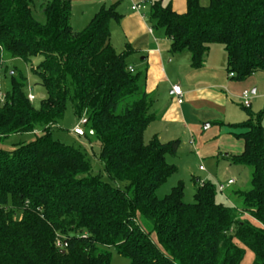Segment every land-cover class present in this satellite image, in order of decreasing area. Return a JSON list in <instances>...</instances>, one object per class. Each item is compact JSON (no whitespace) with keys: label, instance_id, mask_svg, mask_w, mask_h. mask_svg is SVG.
<instances>
[{"label":"trees","instance_id":"trees-1","mask_svg":"<svg viewBox=\"0 0 264 264\" xmlns=\"http://www.w3.org/2000/svg\"><path fill=\"white\" fill-rule=\"evenodd\" d=\"M36 2L0 0V72L5 57L42 56L32 69L38 106L20 71L10 72L0 92V141L37 131L11 150L0 148V264H111V247L130 264H248L247 251L249 264H264L262 114L243 107L248 118L227 124L242 130L235 135L243 141L229 161L251 169L249 188L231 194L239 204L218 202L216 185L200 179L192 202L183 200L181 182L158 198L156 188L176 172L166 156L180 140H144L156 120L146 69L130 70L131 48L117 52L109 42L110 21L121 15L114 5L101 7L75 30L71 0ZM148 9L150 27L171 39L172 53L188 49L194 68L218 43L231 78L264 71V0H186L182 13L170 1L150 0ZM67 103L74 115H86L83 137L99 143L106 175L125 189L92 173L79 147L54 137Z\"/></svg>","mask_w":264,"mask_h":264},{"label":"crops","instance_id":"crops-1","mask_svg":"<svg viewBox=\"0 0 264 264\" xmlns=\"http://www.w3.org/2000/svg\"><path fill=\"white\" fill-rule=\"evenodd\" d=\"M149 1L71 0L70 24L75 30H80L101 7L114 5L121 17L118 21H110L109 42L117 52H122L127 47L131 48L132 51L127 57L129 67L135 70L139 67L140 70L146 69L145 90L153 98L150 112L156 116V120L159 119L158 124L165 121L164 127L166 126L168 131L165 136H170L169 140H172L180 130L182 134L187 133L190 136L189 143L198 154L197 149L200 146L198 142L203 141L200 132L202 122H208L204 128L215 123L226 138L237 142L234 146L240 143L238 151H242L243 141L235 135L242 130L227 124L248 118L246 110L245 117L244 114H239L235 100H241L242 91L249 90L257 83L256 72L243 80L231 78L226 71V51L223 45L218 43L209 45L201 67L194 68L191 66V52L188 49L172 53L171 39L164 36L161 31H154L152 28L150 31L145 13L149 12ZM166 1H170L172 9L178 13L186 10V0ZM137 3H142L141 7L132 9ZM173 84H178L182 90L183 101L180 104L176 102L171 92ZM251 92L254 94L257 92V85ZM261 96L263 94L258 93L251 97L248 109L251 106L256 107L255 103ZM158 102L160 107L154 109V104ZM155 130L153 135H157L161 141H169L163 139L160 131ZM225 159L229 160L227 152ZM201 181L205 180L200 179ZM232 190L235 189L226 190L223 195L234 202Z\"/></svg>","mask_w":264,"mask_h":264},{"label":"rangeland","instance_id":"rangeland-1","mask_svg":"<svg viewBox=\"0 0 264 264\" xmlns=\"http://www.w3.org/2000/svg\"><path fill=\"white\" fill-rule=\"evenodd\" d=\"M36 1L37 7H39L40 0L39 2L38 0ZM199 2L201 5H207L209 0H199ZM145 13L147 22L149 23V14L147 12ZM34 15L39 21L44 20V16L42 15V12L40 10H36L34 12ZM41 60V55L33 56L30 61H24L21 58L5 57L4 66L0 72L1 94H3L9 87L10 72L13 70L20 71L26 77V91H31L35 95V99L32 102L35 106H38V96L41 92V86L37 84L39 79L37 75L33 73L32 69L35 68ZM140 69L141 68L139 67L136 70ZM255 77L257 78V83L248 90L250 92V98H253L258 93H262L263 96H261V98H258L257 102L255 103L256 107L251 106L249 111H251L253 115L259 113L262 114V125L264 128V71H256ZM256 85L257 92H255L254 94L251 91L256 87ZM235 102L237 103L235 104V106H237L239 114L242 113L245 117V108H243V106L241 105V100L237 99L235 100ZM159 104L160 102L155 103L154 109L156 107H160L158 106ZM78 120L79 117L74 115L71 104L67 103L64 115L59 121L57 127L54 129V137H57L60 141L66 144H71L79 147L88 158L92 173L99 174L102 179L109 181L113 185H116L122 189H125L126 183L118 180H112L106 175L103 164L98 158L99 143L94 140L89 143L85 137L77 136L71 132V129L78 122ZM245 120L246 119L244 118L243 120H235L233 122L240 123V121L243 122ZM158 123H160L159 119H157L155 122H152L146 128V130L144 131L145 141H147L153 135L154 131H156L155 129L160 131L163 139H170V136H165V133L168 132L166 126L164 127V124H166L165 121H163L162 124ZM207 124L208 122H202V129H200L203 141L199 140L198 142V144L200 145L197 149L199 155L195 152L193 146L189 143L190 136L187 133L182 134L180 130V132L176 136H174V138H172L181 140L179 149L174 154H168L166 156L167 162L176 167V172L169 176L165 182H163L158 188H156L155 195L158 198L164 197L170 192L173 186L181 182L183 184V200L185 202H192L194 191L197 185L200 183L197 178L205 181H211L216 185L218 182H225L228 177H232L236 180V183L232 187L227 188V191L229 189L246 190L249 188L251 173L250 167L241 164L235 165L232 164L228 159H225L226 152L229 153V155L240 153L241 150L238 151L240 149V143H238L237 146H234L237 142H235L231 138H226V136L219 130L220 127H218V125L213 123L211 126L204 128V126H206ZM36 133L37 131L11 134L0 141V148L11 150L19 142H27L34 139ZM228 141L233 143L230 144L228 143ZM199 166H202V169H200ZM232 192L234 191L232 190ZM216 200L221 203H231V200L220 192L217 193ZM233 200L235 201V203L239 204L236 199L233 198ZM153 239H155L154 235ZM110 252L111 264H130V259L119 254L113 247L110 248ZM251 256V253L247 251L244 261L249 264Z\"/></svg>","mask_w":264,"mask_h":264},{"label":"built area","instance_id":"built-area-1","mask_svg":"<svg viewBox=\"0 0 264 264\" xmlns=\"http://www.w3.org/2000/svg\"><path fill=\"white\" fill-rule=\"evenodd\" d=\"M142 3H137L134 6H132V9H139L141 7ZM151 31V27H150ZM130 70H132L131 67H129ZM233 73H229V76H232ZM171 92L175 96V100L178 104H180L183 101V94L180 86L178 84H173L171 86ZM27 97L30 101H33L35 99V95L31 92H27ZM241 102L242 106L249 107L250 105V92L248 90H243L241 95ZM87 122V117L85 114H82V116L79 117L78 122L73 126L71 129V132L77 136H83L84 134V125ZM200 169H202V166H199ZM235 183L234 178H228L225 182H218L216 184V189L221 194H225L226 189L229 186H232Z\"/></svg>","mask_w":264,"mask_h":264},{"label":"water","instance_id":"water-1","mask_svg":"<svg viewBox=\"0 0 264 264\" xmlns=\"http://www.w3.org/2000/svg\"><path fill=\"white\" fill-rule=\"evenodd\" d=\"M43 96V94H40V97H42Z\"/></svg>","mask_w":264,"mask_h":264}]
</instances>
